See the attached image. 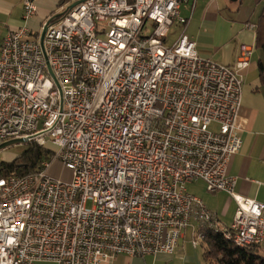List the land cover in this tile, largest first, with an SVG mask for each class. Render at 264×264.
I'll use <instances>...</instances> for the list:
<instances>
[{"label":"built area","instance_id":"1","mask_svg":"<svg viewBox=\"0 0 264 264\" xmlns=\"http://www.w3.org/2000/svg\"><path fill=\"white\" fill-rule=\"evenodd\" d=\"M186 1L86 0L46 22L45 52L27 26L4 38L0 144L45 148L49 136L58 150L31 174L0 177V264L173 253L193 220L195 242L207 230L242 247L262 242L264 203L236 193L228 174L243 144L252 48L242 45L234 66L200 55ZM35 11L25 0L24 19ZM174 25L183 31L169 43ZM55 160L70 182L48 175ZM199 180L236 200L229 227L188 190Z\"/></svg>","mask_w":264,"mask_h":264},{"label":"crops","instance_id":"2","mask_svg":"<svg viewBox=\"0 0 264 264\" xmlns=\"http://www.w3.org/2000/svg\"><path fill=\"white\" fill-rule=\"evenodd\" d=\"M24 1L0 0V48L9 32L23 26H27L34 36L41 35L46 22L65 12L77 0H34L36 11L28 20L24 19ZM221 5L229 14L224 13ZM181 13L189 20L185 32L196 41L197 49L204 57L234 66L240 58L242 45L252 48L250 64L242 72L240 116L245 126L240 130V136L243 144L232 157L228 174L236 178V193L264 203V49L257 45L256 27H249L257 22L251 20L249 7L243 2L230 6L227 0H187L181 5ZM174 26L172 41L183 31L180 25ZM199 182L198 188L203 185L199 191L189 187L188 190L199 196L207 208L229 227L237 209L236 200L226 191H207L203 180L189 185ZM197 227L198 223L193 220L184 229L173 253L119 254L113 264H208L205 258L207 243L205 240L195 242ZM254 249L264 256V238ZM34 264L56 263L37 261Z\"/></svg>","mask_w":264,"mask_h":264},{"label":"trees","instance_id":"3","mask_svg":"<svg viewBox=\"0 0 264 264\" xmlns=\"http://www.w3.org/2000/svg\"><path fill=\"white\" fill-rule=\"evenodd\" d=\"M241 4V0L238 1ZM64 12L55 16L51 21L58 20ZM257 45L264 49V8L256 24ZM52 151L43 148L35 142H30V147L23 155L13 161L0 163V177L12 173L28 175L35 172L42 161L49 159ZM207 243L205 258L208 264H264V256L258 254L254 246L242 247L229 240L224 232L207 230L204 238Z\"/></svg>","mask_w":264,"mask_h":264},{"label":"rangeland","instance_id":"4","mask_svg":"<svg viewBox=\"0 0 264 264\" xmlns=\"http://www.w3.org/2000/svg\"><path fill=\"white\" fill-rule=\"evenodd\" d=\"M228 4L235 5L238 3L231 2L230 0H227ZM244 3L246 6L249 7V17L252 21L258 22L259 17L262 13V10L264 8V0H241V3ZM224 5V4H223ZM223 5H221V8H223ZM224 9V13L229 14V11ZM231 14V13H230ZM176 30V26L171 27V32L169 35V43L172 41L173 33ZM100 37H104V35H99ZM213 128L215 126H212ZM37 143V142H35ZM38 144V143H37ZM30 142H22V143H15L12 144L6 148L0 149V163L3 161L10 162L18 158L19 156L23 155V153L29 149ZM45 148H48L52 151H57L58 147L50 140L49 136H47V144ZM47 160V159H45ZM41 164V163H40ZM48 175L55 179H60L65 182H70L73 179V173L70 169L65 167L63 165V162L61 160H55L51 167L48 170ZM197 185H200V182L198 184H195L194 186L189 185V188H193V190L199 191V189L203 186L201 185L200 188H198ZM191 191V190H190ZM208 191V190H207ZM206 191V192H207Z\"/></svg>","mask_w":264,"mask_h":264},{"label":"water","instance_id":"5","mask_svg":"<svg viewBox=\"0 0 264 264\" xmlns=\"http://www.w3.org/2000/svg\"><path fill=\"white\" fill-rule=\"evenodd\" d=\"M86 0H77L76 2H74L73 4H71L69 6V8H73L75 7L76 5H78L79 3L81 2H84ZM231 2H237L239 0H230ZM47 28H48V23H46L43 27V30L41 32V35H40V41H41V45H42V48L45 52V47H44V38H45V34H46V31H47ZM49 69H50V72L51 74L54 76L55 78V75L52 71V68L49 66ZM57 81V80H56ZM22 142H28V140L24 139V138H16V139H12V140H8V141H5L3 143L0 144V149H3V148H6L12 144H15V143H22Z\"/></svg>","mask_w":264,"mask_h":264}]
</instances>
